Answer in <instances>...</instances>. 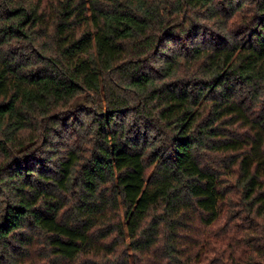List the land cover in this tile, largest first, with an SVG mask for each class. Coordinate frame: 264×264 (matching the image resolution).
Instances as JSON below:
<instances>
[{
    "label": "trees",
    "instance_id": "trees-1",
    "mask_svg": "<svg viewBox=\"0 0 264 264\" xmlns=\"http://www.w3.org/2000/svg\"><path fill=\"white\" fill-rule=\"evenodd\" d=\"M0 264H264V0H0Z\"/></svg>",
    "mask_w": 264,
    "mask_h": 264
}]
</instances>
